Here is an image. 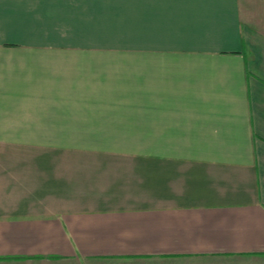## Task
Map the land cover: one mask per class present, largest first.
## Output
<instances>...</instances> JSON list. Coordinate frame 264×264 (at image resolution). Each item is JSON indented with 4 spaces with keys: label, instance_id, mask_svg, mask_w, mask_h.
<instances>
[{
    "label": "crops",
    "instance_id": "obj_1",
    "mask_svg": "<svg viewBox=\"0 0 264 264\" xmlns=\"http://www.w3.org/2000/svg\"><path fill=\"white\" fill-rule=\"evenodd\" d=\"M0 264H264V0H0Z\"/></svg>",
    "mask_w": 264,
    "mask_h": 264
}]
</instances>
